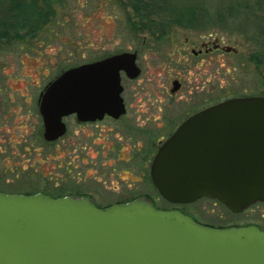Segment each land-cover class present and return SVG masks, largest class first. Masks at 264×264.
<instances>
[{
  "label": "water",
  "instance_id": "1",
  "mask_svg": "<svg viewBox=\"0 0 264 264\" xmlns=\"http://www.w3.org/2000/svg\"><path fill=\"white\" fill-rule=\"evenodd\" d=\"M133 61L126 53L66 71L44 97L45 138L64 133V116L122 113L120 72L136 77ZM151 176L172 205L211 199L240 214L264 203V97L189 118L159 149ZM0 264H264V232L200 225L143 201L99 209L85 198L0 193Z\"/></svg>",
  "mask_w": 264,
  "mask_h": 264
},
{
  "label": "flooded vegetation",
  "instance_id": "2",
  "mask_svg": "<svg viewBox=\"0 0 264 264\" xmlns=\"http://www.w3.org/2000/svg\"><path fill=\"white\" fill-rule=\"evenodd\" d=\"M163 33L169 32L157 34L158 40L170 42L175 57L172 55L171 60L181 65L194 64L198 68L194 74L188 72L169 80L164 70L152 73L150 61L155 45H147V38L128 52L97 60L132 55L139 73L129 78L120 72L124 111L88 120L76 114L64 116V133L53 140L45 138L44 97L49 87L72 68L44 81L41 87L23 81L20 86L19 79L15 84L9 80L0 62V193L85 198L99 209L143 201L157 210L173 211L161 209L152 198V188L160 195L152 181V163L184 122L223 102L216 103L212 75L204 67L212 66L215 53L225 52V47L219 38L211 36L171 44L176 35L171 38ZM35 45L42 47L38 42ZM23 184L35 188L20 190ZM234 227H256L264 232L261 224Z\"/></svg>",
  "mask_w": 264,
  "mask_h": 264
},
{
  "label": "rangeland",
  "instance_id": "3",
  "mask_svg": "<svg viewBox=\"0 0 264 264\" xmlns=\"http://www.w3.org/2000/svg\"><path fill=\"white\" fill-rule=\"evenodd\" d=\"M162 1L174 17L161 12L147 13L146 6L153 4V0H0V62L5 66L4 73L14 84L19 79L20 86L23 81L41 87L64 69L128 52L147 38V45H155L150 61L152 73L164 70L169 80L188 72L194 74L198 69L194 64L175 63L171 60L174 50L168 45L170 42L158 40L157 34L169 32L163 34L177 38L171 44L182 45L187 39L211 36L219 38L223 47L236 51L217 52L215 63L204 67L212 75L216 103L238 97H264V33L229 32L218 25L229 7L244 8L264 17V0ZM199 12L204 14L202 24L195 19ZM25 14H34L27 24L23 22ZM37 42L42 47L38 48ZM20 187L35 188L24 184ZM152 198L163 210L179 211L214 228L264 225V204L233 214L211 199L172 205L154 188Z\"/></svg>",
  "mask_w": 264,
  "mask_h": 264
},
{
  "label": "trees",
  "instance_id": "4",
  "mask_svg": "<svg viewBox=\"0 0 264 264\" xmlns=\"http://www.w3.org/2000/svg\"><path fill=\"white\" fill-rule=\"evenodd\" d=\"M153 1H154L153 4H151L150 6H146L145 11L147 13L161 12V13H165V15L168 14L169 17H174L173 12L168 9L166 3H164L162 0H160L159 3L157 2L159 0H153ZM163 5H165L167 8L163 7ZM33 15L34 14H25V16L23 17L24 24L30 22V18L33 17ZM195 19L198 22V24H202L204 19V14L202 12H199L198 14H196ZM218 23L221 29L229 32H263L264 33V17L257 16L253 12H246V9L244 8L241 9L240 7L226 8L224 10L223 15L219 19Z\"/></svg>",
  "mask_w": 264,
  "mask_h": 264
}]
</instances>
